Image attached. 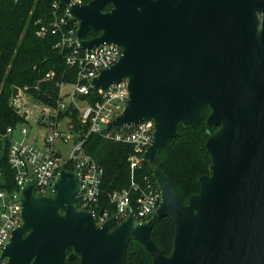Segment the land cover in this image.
I'll return each mask as SVG.
<instances>
[{"label":"water","instance_id":"1","mask_svg":"<svg viewBox=\"0 0 264 264\" xmlns=\"http://www.w3.org/2000/svg\"><path fill=\"white\" fill-rule=\"evenodd\" d=\"M67 8L81 48H121L89 82L98 89L127 80L124 108L107 127L153 121L142 162L160 201L147 220L130 213L97 225L81 208L78 173L60 168L52 195L36 194L28 179L13 193L21 222L0 262L125 264L136 240L152 264H264V0H89ZM89 30L99 34L87 38ZM206 108L205 124L215 127L205 140L208 172L184 202L156 161ZM165 216L175 229L167 255L151 236L154 220Z\"/></svg>","mask_w":264,"mask_h":264},{"label":"built area","instance_id":"2","mask_svg":"<svg viewBox=\"0 0 264 264\" xmlns=\"http://www.w3.org/2000/svg\"><path fill=\"white\" fill-rule=\"evenodd\" d=\"M88 1L68 0L64 10L58 12L59 1L53 0L52 6L55 10L52 20L41 24L37 31L40 36L48 33L58 35L59 40L55 47L64 53L66 64L76 68V80L73 83H58L55 105L43 104L40 108L41 115L37 122L42 126L39 127L42 129L41 133L33 132L32 139L28 138L25 125L30 115H27V110L24 109L26 99L22 95L26 88H17L10 97V105L24 117L25 122L14 127L8 126L0 132V141H7V162L13 171L17 187L10 191L0 190V254L12 231L21 222V204L15 199L14 191L31 179L36 194L49 195L47 190H51L58 170L67 168L66 164L71 165L70 170L79 174L81 208L95 217L97 225H101L111 215H115L120 221L130 213L136 221L147 220L159 204L161 192L156 182L146 175L137 178L135 176V171L143 164L142 155L153 139V121L145 119L131 126L107 127L124 108L128 96L127 80L113 81L106 88L98 89H93L89 82L97 76L101 68L108 67L119 59L121 48L114 43H102L89 49L79 46L76 39L77 23L72 20L75 24H69L71 19L67 7L70 3ZM49 76V73L46 74V78ZM90 90L99 92L98 100L89 102L87 99H81V96L90 94ZM73 110L77 112L79 122L87 125L86 133L81 131V128L76 130L70 118L67 119ZM16 128L21 135L20 139L14 135ZM83 133L85 136L89 133L98 134L108 140L129 144L132 148L127 157L130 169L129 183L121 189L108 192L105 205H102L101 199L103 169L83 150ZM58 142H71L68 157L64 158L60 148L56 147ZM5 260L0 264H4Z\"/></svg>","mask_w":264,"mask_h":264},{"label":"trees","instance_id":"3","mask_svg":"<svg viewBox=\"0 0 264 264\" xmlns=\"http://www.w3.org/2000/svg\"><path fill=\"white\" fill-rule=\"evenodd\" d=\"M58 12H62L68 0H58ZM53 0H0V132L8 126L25 122L24 117L10 105L11 95L17 88H26L37 99L55 104L58 83H73L76 80V68L69 67L55 44L58 35L37 34L39 26L53 18ZM111 8L108 4L104 10ZM40 20V22H37ZM69 24L75 22L69 20ZM99 31L89 30L86 37H94ZM50 74L46 78V74ZM94 102L99 92L90 90V94L81 96ZM209 110L203 111L202 119L193 127H180L177 135L170 139L159 151L156 165L170 178L174 189L186 202L188 197L199 190V177L208 172L210 157L205 148V140L215 127L208 128L205 119ZM63 114L61 113V116ZM76 130L86 133L87 125L80 123L77 112L69 114ZM81 135L83 150L90 154L103 169L101 181L102 205H105L107 193L128 185L130 169L127 157L132 151L129 144L115 142L94 133ZM4 142V143H2ZM2 143V144H1ZM0 190H14L13 171L7 162V141H0ZM71 169V165L66 164ZM148 176L152 181L151 169L142 164L135 171L136 178ZM175 229L169 217L156 218L151 236L157 246L167 255L173 244ZM65 264H78V258L67 260ZM125 264H152V256L136 240L129 242Z\"/></svg>","mask_w":264,"mask_h":264},{"label":"rangeland","instance_id":"4","mask_svg":"<svg viewBox=\"0 0 264 264\" xmlns=\"http://www.w3.org/2000/svg\"><path fill=\"white\" fill-rule=\"evenodd\" d=\"M66 89H68V87H66ZM26 90V89H25ZM22 95L25 97L26 99V104H25V108L27 110V115H30L28 122L26 123L25 127L28 129V138L32 139V134L33 132L36 133H41L42 129H39V127H42L39 125V122H37V119L40 117V108L43 106V104H48L51 106H54L53 104L50 103H45L42 100L37 99L32 93L30 92H22ZM88 101V100H87ZM55 103V102H54ZM33 105V106H32ZM23 109V111H24ZM69 113V112H67ZM70 117L68 116L67 119H69ZM60 127H63V125H60ZM18 128V127H17ZM16 128L14 135L16 138L20 139L21 135L18 131V129ZM32 128V130H31ZM72 144L71 142H68L66 144H61V143H56V147L60 148L61 154L63 155V157H68L69 155V151L71 148ZM2 152V148H0V155ZM49 195H52V192L50 189L47 190L46 192Z\"/></svg>","mask_w":264,"mask_h":264}]
</instances>
